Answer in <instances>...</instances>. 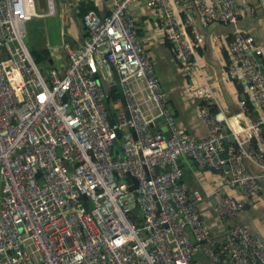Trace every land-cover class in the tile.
Instances as JSON below:
<instances>
[{
    "label": "built area",
    "instance_id": "1",
    "mask_svg": "<svg viewBox=\"0 0 264 264\" xmlns=\"http://www.w3.org/2000/svg\"><path fill=\"white\" fill-rule=\"evenodd\" d=\"M108 2L107 14L83 15L81 42L63 43L59 73L41 68L26 44L27 23L43 15L34 0H0V264H264V230L241 221L264 192V44L237 26L236 0ZM46 5L55 14L54 0ZM136 11L154 13L183 71L203 78L188 85L218 108L197 106L204 135L176 122ZM195 11L204 25L233 26L230 40L214 34L212 45L226 50V78L252 107L239 100L235 125L219 119ZM98 78L118 90L107 94ZM180 162L221 180L208 189L196 175L190 184L194 172Z\"/></svg>",
    "mask_w": 264,
    "mask_h": 264
},
{
    "label": "crops",
    "instance_id": "2",
    "mask_svg": "<svg viewBox=\"0 0 264 264\" xmlns=\"http://www.w3.org/2000/svg\"><path fill=\"white\" fill-rule=\"evenodd\" d=\"M94 1L102 14L108 13L110 7L108 0ZM236 2L241 10L237 26L245 33L250 34L257 44H264V0H236ZM60 4V16L63 19L64 25L66 26V22H68L67 36L62 39L58 47L49 48V45L46 47L51 52V59L54 64L53 67H55L59 73L66 63V55L62 49L63 43L69 42L75 46L82 41L87 33L82 19L78 18L76 15L77 0H63ZM133 16L145 30V35L141 40L144 41L145 48L151 54L156 76L159 78L166 91L168 104L176 122L187 132L194 133L197 136L204 135L203 125L196 113V108L199 106V99L192 98L189 94L190 90L184 91V85L186 86V83L190 84V88H192L195 83L197 85H202L204 83L203 78L198 74L190 76L183 71L176 59L173 47L170 49L166 44V39L159 29V21L156 20L154 13L149 11L145 13L136 11L133 12ZM192 17L197 30L203 37V44L198 49V57L206 72L207 81L210 82L213 89L216 91L221 108L219 119L223 120L224 117H233L230 120H228V118L225 119L233 121L232 124L235 125V114L240 110L239 100L245 96V92L243 90V92L240 93L235 83L226 78V50H224L222 46L215 47L212 45V36L214 34L221 35L224 40H230L232 38L233 26L217 22L204 25L200 22L201 20L196 11L193 13ZM157 52H160L163 56L168 58L174 70L179 71L180 69L182 72L181 80L169 82L170 80L165 81L161 78L157 73L154 57ZM259 114L260 111L255 110L250 115L254 117ZM228 121L224 122V125L227 127L229 126ZM154 127H159L161 130L163 129L160 123L154 125ZM185 169L189 170L188 172H194V175H191L190 172V178L187 180L193 185H197L196 181H194L196 175L199 179L202 177V186L208 189L213 188L218 181L221 180V175L217 172L211 170H203L200 172V169H198L194 163L186 162ZM235 194L240 196L236 189ZM246 205L249 207L245 209L241 221L252 231L262 232L264 230V192L257 204L246 202ZM205 215L212 224L213 230L217 232V235L223 234L226 226L220 227L217 225L211 210L206 211Z\"/></svg>",
    "mask_w": 264,
    "mask_h": 264
},
{
    "label": "rangeland",
    "instance_id": "3",
    "mask_svg": "<svg viewBox=\"0 0 264 264\" xmlns=\"http://www.w3.org/2000/svg\"><path fill=\"white\" fill-rule=\"evenodd\" d=\"M36 2V10L43 15L40 18H33L27 23V37L26 44L29 49L32 48H42L48 47L54 48L58 47L62 42V39L67 36L68 22L66 26L63 23V19L60 16V2L63 0H54L55 5V14H47V5L46 0H34ZM155 61L157 66V73L161 76L162 79L171 81L181 80L182 72L174 70L171 64L168 61V58L163 56L160 52H157L155 55ZM100 73L103 76H106L105 70H100ZM189 91V85L186 83L184 85V91ZM189 107V106H188ZM119 108L123 111L124 108L119 103ZM183 109V108H182Z\"/></svg>",
    "mask_w": 264,
    "mask_h": 264
},
{
    "label": "trees",
    "instance_id": "4",
    "mask_svg": "<svg viewBox=\"0 0 264 264\" xmlns=\"http://www.w3.org/2000/svg\"><path fill=\"white\" fill-rule=\"evenodd\" d=\"M89 10H94L97 13H99L100 15L102 14L100 12V10H99V7L95 4L94 0H77L76 15H77L78 18L82 19L83 15L85 13H87ZM105 14H107V13H104L102 15H105ZM136 31L139 34V36L141 37V39H143V37L145 35V30L139 23L137 25ZM85 36H86V34H85ZM142 44L145 46L144 41H142ZM166 44L169 46L170 49H172L173 46L168 40H166ZM30 52H31V55H32L34 61L41 68L44 69V68H49V67H53L54 66V64L51 63V61H50L51 60L50 59L51 58V52H50V50L48 48H39V49L38 48H32V49H30ZM235 85L237 87V90L240 93H242L243 92L242 86H240L239 84H235ZM109 96L110 97L108 98V102L110 103L111 98L115 99L117 97V94L116 93H111ZM244 99H245V102H246L247 109L248 110L252 109V107H251V105H250V103L248 101L247 96ZM198 103H199V105L208 104L210 106V109L213 111V113L218 112L217 106L215 104H213L211 101L200 99L198 101ZM180 166L183 168L184 173L187 174V171H186V169L184 167V164L182 162H180ZM249 203H251V202H249ZM219 238H220L219 243H221L222 236H219Z\"/></svg>",
    "mask_w": 264,
    "mask_h": 264
},
{
    "label": "water",
    "instance_id": "5",
    "mask_svg": "<svg viewBox=\"0 0 264 264\" xmlns=\"http://www.w3.org/2000/svg\"><path fill=\"white\" fill-rule=\"evenodd\" d=\"M50 61H51V63H52V59H51ZM93 77L97 78V74H94ZM98 79H99V82H100V84L102 85L104 91H105L107 94H109L110 92H115V91L118 90V87H117V85H116L115 83H112L111 85H108V83H107L104 79H102V78H98ZM107 108H108V106H107ZM107 113H108V117H109V121H110V123H111V124H114V119H113V117H112V113H111V110H110L109 108H108ZM159 122H161V118H156V119L154 120V123H159ZM116 134H117V137L120 136V132L117 131V130H116ZM113 143H114V144L117 143V138L113 140ZM210 170H212V169H210ZM133 188H134V186H131V187H130V189H133ZM248 207H249V206L246 205V209H247ZM232 222H233V221L231 220V223H232Z\"/></svg>",
    "mask_w": 264,
    "mask_h": 264
},
{
    "label": "clouds",
    "instance_id": "6",
    "mask_svg": "<svg viewBox=\"0 0 264 264\" xmlns=\"http://www.w3.org/2000/svg\"><path fill=\"white\" fill-rule=\"evenodd\" d=\"M28 30V29H27ZM51 59V58H50ZM52 63H53V61H52ZM200 100V99H199Z\"/></svg>",
    "mask_w": 264,
    "mask_h": 264
}]
</instances>
